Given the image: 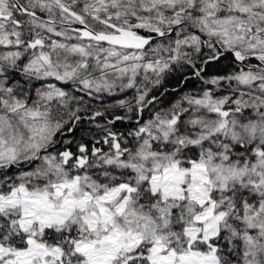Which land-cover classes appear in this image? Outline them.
<instances>
[{"label": "snow or ice", "instance_id": "snow-or-ice-1", "mask_svg": "<svg viewBox=\"0 0 264 264\" xmlns=\"http://www.w3.org/2000/svg\"><path fill=\"white\" fill-rule=\"evenodd\" d=\"M0 264H264V0H0Z\"/></svg>", "mask_w": 264, "mask_h": 264}]
</instances>
